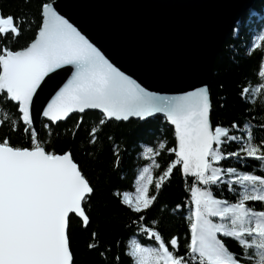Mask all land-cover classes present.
<instances>
[{
    "label": "snow or ice",
    "instance_id": "snow-or-ice-1",
    "mask_svg": "<svg viewBox=\"0 0 264 264\" xmlns=\"http://www.w3.org/2000/svg\"><path fill=\"white\" fill-rule=\"evenodd\" d=\"M255 49L242 110L217 118L227 95L152 90L56 0L0 2V264H85L81 240L94 264H264V34Z\"/></svg>",
    "mask_w": 264,
    "mask_h": 264
},
{
    "label": "water",
    "instance_id": "water-1",
    "mask_svg": "<svg viewBox=\"0 0 264 264\" xmlns=\"http://www.w3.org/2000/svg\"><path fill=\"white\" fill-rule=\"evenodd\" d=\"M257 0H56L122 68L174 94L201 81ZM231 26V30H230ZM64 79L49 81L48 91Z\"/></svg>",
    "mask_w": 264,
    "mask_h": 264
},
{
    "label": "trees",
    "instance_id": "trees-1",
    "mask_svg": "<svg viewBox=\"0 0 264 264\" xmlns=\"http://www.w3.org/2000/svg\"><path fill=\"white\" fill-rule=\"evenodd\" d=\"M6 12H17L23 7V0H0ZM35 4L33 3V7ZM264 34V0H257L254 6L241 18L236 25L233 33L227 37L223 44L221 52L216 56L212 67V90L214 98L222 95L228 97V108L218 109L217 118L230 119L237 115L243 108L239 99L236 96L237 85L243 74L251 71L255 62V53L259 49L253 50L254 54L251 58H245V49L250 48L251 42L256 41L259 35ZM224 84V89L221 90L219 84ZM131 180L122 182L127 185ZM184 198L183 184L179 176H177L162 195V201L167 202L170 207L180 203ZM184 215H187L185 208ZM166 216L167 231L175 234L177 231L183 235L186 227V220H182L180 215ZM119 225L105 227L106 238H113L122 231ZM85 242L81 240V254L85 256V264H94L95 256L86 255L84 252ZM230 247H235L234 243Z\"/></svg>",
    "mask_w": 264,
    "mask_h": 264
},
{
    "label": "bare ground",
    "instance_id": "bare-ground-1",
    "mask_svg": "<svg viewBox=\"0 0 264 264\" xmlns=\"http://www.w3.org/2000/svg\"><path fill=\"white\" fill-rule=\"evenodd\" d=\"M239 23V22H238ZM236 27V26H235Z\"/></svg>",
    "mask_w": 264,
    "mask_h": 264
}]
</instances>
